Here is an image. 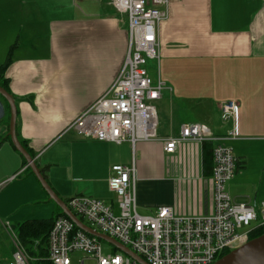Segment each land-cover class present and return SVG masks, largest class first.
<instances>
[{
  "label": "crops",
  "instance_id": "1",
  "mask_svg": "<svg viewBox=\"0 0 264 264\" xmlns=\"http://www.w3.org/2000/svg\"><path fill=\"white\" fill-rule=\"evenodd\" d=\"M111 1L0 0V70L10 58L0 81L16 98L17 135L53 189L65 203L86 195L120 212L109 184L112 167L134 165L140 213L172 205L179 214L204 216L213 212V151L221 143L236 156L230 195L264 203V0H170L169 17L159 26L160 57L145 65L155 83H165L155 101L159 136H177L190 122L229 135L235 122L223 119L221 103L239 104L238 137L183 143L176 154L159 141L118 144L68 129L125 62L128 21ZM3 151L0 222L59 214L62 208L7 133Z\"/></svg>",
  "mask_w": 264,
  "mask_h": 264
},
{
  "label": "built area",
  "instance_id": "2",
  "mask_svg": "<svg viewBox=\"0 0 264 264\" xmlns=\"http://www.w3.org/2000/svg\"><path fill=\"white\" fill-rule=\"evenodd\" d=\"M111 2L121 14L127 15L129 38L125 62L111 87L78 115L68 129H75L87 138L118 144L159 141L167 154H176L183 143L203 144L238 137L239 104L234 100L221 103L223 119L235 122L229 135L217 136L207 124L190 122L181 125L177 136H159L155 101L161 97L165 83L161 80L155 83L145 65L148 59L160 57L159 26L169 17L170 0ZM213 160V212L204 216L179 214L172 205H159L155 214L140 213L136 168L124 164L113 165L109 179L110 188L119 197V213L103 199L86 195L72 196L67 205L87 225L115 238L148 264H213L247 243L264 226V203L258 206L239 202L228 191L227 185L237 170L232 149L217 144ZM3 225L14 243V252L12 261L0 264H33L11 222L3 221ZM101 240L78 227L69 216H58L49 232L47 259L52 264H72L71 254L82 251L85 256L80 264H141L118 248L103 254Z\"/></svg>",
  "mask_w": 264,
  "mask_h": 264
},
{
  "label": "water",
  "instance_id": "3",
  "mask_svg": "<svg viewBox=\"0 0 264 264\" xmlns=\"http://www.w3.org/2000/svg\"><path fill=\"white\" fill-rule=\"evenodd\" d=\"M10 107L11 110V121L9 127V136L17 148L24 157L26 158L28 165L31 167L33 173L39 179L41 185L45 188L50 197L62 208L63 212L69 216L75 224L85 230L86 232L95 235L105 241L111 242L118 249L124 251L125 253L132 256L141 264H148L144 259H142L137 253L131 250L129 247L125 246L115 238L104 234L91 226L87 225L77 214H75L72 209L65 203L63 199L57 194V192L53 189L50 183L47 181L42 169L39 167L36 162V158L28 151V149L24 146V144L20 141L17 135V102L16 98L9 92L7 88L0 84V121L5 115V103ZM213 264H264V233L250 239L247 243L231 250L230 252L223 255Z\"/></svg>",
  "mask_w": 264,
  "mask_h": 264
},
{
  "label": "trees",
  "instance_id": "4",
  "mask_svg": "<svg viewBox=\"0 0 264 264\" xmlns=\"http://www.w3.org/2000/svg\"><path fill=\"white\" fill-rule=\"evenodd\" d=\"M10 58H8L5 63L1 66V77L4 74L6 67L9 65ZM0 84L6 88V82L1 80ZM10 137V136H9ZM24 142V141H23ZM205 143V142H204ZM24 144V143H23ZM26 147V143L24 144ZM27 163V162H26ZM67 216L61 209V212L57 214L55 217L50 219H30L27 220L20 225L19 234L20 238L25 245L26 243L31 244V248H28L26 245V249L28 250L30 255H36L37 258L35 260V264H52L48 259L49 254V232L53 226L54 220L58 216ZM264 233V226L257 229L253 234L252 238H255ZM228 253V252H227Z\"/></svg>",
  "mask_w": 264,
  "mask_h": 264
},
{
  "label": "rangeland",
  "instance_id": "5",
  "mask_svg": "<svg viewBox=\"0 0 264 264\" xmlns=\"http://www.w3.org/2000/svg\"><path fill=\"white\" fill-rule=\"evenodd\" d=\"M122 16L125 17V19L127 20V15L126 14H122ZM3 100H4V103H5V115L0 121V141H1L2 136L4 134H6V133L8 134L9 133V127H10V121H11V110H10V107L8 106V104H6V101H5L4 98H3ZM4 153H5V151H3L0 154V163L2 161L6 160V158L8 157V155L4 154ZM39 205L40 204H34L33 206H30V207H38ZM44 208H46V206H44ZM44 208H42V209H44ZM116 212L119 213V210L116 209ZM49 214H51V211H49ZM85 222H87V221L85 220ZM253 224H255V223H253ZM12 225H13L15 233L18 234L19 238H20V234H19L20 231H19L18 225L13 220H12ZM20 240H21V238H20ZM101 243H102L103 254H105V255H107L109 253H113V252H115L117 250V247L114 244H112L111 242H108V241H105V240L102 239ZM25 245L28 248H31V244L30 243H26ZM13 252H14V243H13V241L11 239V236L9 235L8 231L5 229L4 225L0 222V263L9 262L8 260H10V258L12 257ZM84 256H85L84 252L75 251L74 253L71 254L72 264H80V260ZM31 258H32L33 264H35V260H36L37 256L35 254L34 255L32 254ZM90 262H91V260H87V263H90Z\"/></svg>",
  "mask_w": 264,
  "mask_h": 264
}]
</instances>
